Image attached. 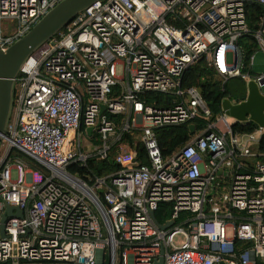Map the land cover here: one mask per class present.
<instances>
[{"label":"built area","instance_id":"built-area-1","mask_svg":"<svg viewBox=\"0 0 264 264\" xmlns=\"http://www.w3.org/2000/svg\"><path fill=\"white\" fill-rule=\"evenodd\" d=\"M61 1L0 0V48ZM248 4L264 9V0H101L28 59L0 148V264L264 262V128L234 135L237 121L222 111L168 158L158 140L163 128L211 116L200 88L182 87L201 58L223 83L264 80L242 73ZM253 36L264 54V14ZM149 92L178 101L155 107L140 99ZM83 132L99 140L87 152ZM92 160L119 169L87 179L69 170ZM162 204L172 207L165 224L152 216ZM6 206L23 217L6 220L3 238ZM238 240L253 245L239 252Z\"/></svg>","mask_w":264,"mask_h":264},{"label":"trees","instance_id":"trees-1","mask_svg":"<svg viewBox=\"0 0 264 264\" xmlns=\"http://www.w3.org/2000/svg\"><path fill=\"white\" fill-rule=\"evenodd\" d=\"M264 14V9L257 4H248L246 6V19L250 32L244 36L239 45L244 55L245 67L242 71L243 74H249L251 78H256L251 70L248 69V62L251 55L258 51L256 41L253 34L260 27V18ZM241 82V94L234 95L228 88V82L223 81L218 77L215 69L209 66L206 58H201L185 73L182 81L183 88L197 87L202 90L203 98L207 103L208 108L211 111V116L208 118L200 117L193 120L189 124H181L177 126H171L163 128L158 131V140L162 149L163 157L168 158L181 150L193 137L190 133V125L196 126L197 133H201L207 124L212 123L222 113L223 101L227 98L231 99L235 103L244 101L247 97L246 81L240 78ZM140 99L147 104L155 107H171L177 101V97L172 94H161L155 92H149L140 96ZM115 119V117H110ZM121 119V118H120ZM120 119H116L119 123ZM258 126L254 123H237L233 127L234 135L251 134L258 130ZM127 139L124 138V141ZM264 148V138L261 144ZM13 154H19L25 160H29L28 157L20 153L14 152ZM139 160L142 164H148V159L144 153V150L140 148ZM33 166L42 169L36 162H32ZM119 169L118 165L111 163L110 161H90L87 168H80L79 166H73L69 170L72 173H79V175L85 179L90 176L104 177L109 173L115 172ZM172 207L169 204H162L159 210L156 212V219L159 224H165L171 217ZM239 215V214H236ZM190 213H183L182 218L191 217ZM252 242L240 241L236 242V248L239 252H243L245 249L251 247ZM122 264V263H119ZM262 264V263H257Z\"/></svg>","mask_w":264,"mask_h":264},{"label":"water","instance_id":"water-1","mask_svg":"<svg viewBox=\"0 0 264 264\" xmlns=\"http://www.w3.org/2000/svg\"><path fill=\"white\" fill-rule=\"evenodd\" d=\"M101 0H63L51 9L32 29L24 36L12 43L6 50L0 48V148L12 118L15 105V81L21 69L28 59L50 40L56 37L79 14L86 11L93 4ZM264 80L257 82L252 79L246 83L247 97L240 103H235L227 98L223 101L222 111L233 118L237 123H254L264 128V94L261 87ZM202 92V90L200 89ZM106 112L102 108L101 115ZM190 133L196 134V126L190 125ZM87 134H93V128L87 130ZM137 150V149H136ZM113 163V160H110ZM153 219L157 221L155 213ZM9 217H23L22 210L15 206H6V214L3 217L1 237H5L4 223ZM171 222L169 225H173ZM164 254V252H163ZM259 263L264 264L261 259ZM158 264H164V258Z\"/></svg>","mask_w":264,"mask_h":264},{"label":"rangeland","instance_id":"rangeland-1","mask_svg":"<svg viewBox=\"0 0 264 264\" xmlns=\"http://www.w3.org/2000/svg\"><path fill=\"white\" fill-rule=\"evenodd\" d=\"M15 30L14 27H10L7 31H6V34L7 35H10L13 33V31ZM232 58V56L230 55V59ZM255 58H256V64H255V67H254V70L251 71L253 75H258V76H261L264 74V54L263 52L261 51H257L255 53ZM242 79V78H241ZM244 80V79H243ZM246 81V80H244ZM228 82V88L230 89V91L234 94V95H240L241 94V82H240V78H234V79H230ZM226 82V83H227ZM247 83V82H246ZM261 91L262 93L264 94V85L261 87ZM80 140H81V143H82V150L84 152H87L90 150H92L96 144H99V140H98V136L96 135L95 138L93 139H90L89 136L83 132L81 134V137H80ZM245 139H242V141L244 142ZM77 142H78V137L76 136L75 139L72 141V146L73 145H76L77 146ZM29 159V158H28ZM27 162L31 165L32 161L31 159L27 160ZM104 237H106V233L104 232ZM175 242L178 244V245H181L182 244V238L180 236H177L176 239H175ZM108 261V259H107ZM108 264V263H107Z\"/></svg>","mask_w":264,"mask_h":264}]
</instances>
